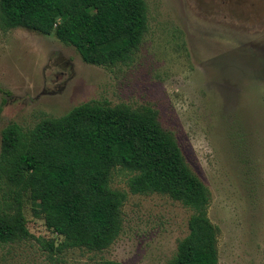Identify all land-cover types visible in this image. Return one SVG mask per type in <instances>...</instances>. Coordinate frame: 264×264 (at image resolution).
<instances>
[{"label": "rangeland", "instance_id": "374dc122", "mask_svg": "<svg viewBox=\"0 0 264 264\" xmlns=\"http://www.w3.org/2000/svg\"><path fill=\"white\" fill-rule=\"evenodd\" d=\"M148 28L127 63H85L53 34L0 26V137L88 101L151 106L210 192L218 264H264V0H145ZM126 192L122 230L106 249L51 251L61 237L23 213L30 235L0 242V264H165L188 233L189 207L167 195ZM7 188L0 185V204ZM3 206V205H2ZM0 206V207H2Z\"/></svg>", "mask_w": 264, "mask_h": 264}, {"label": "trees", "instance_id": "16d2710c", "mask_svg": "<svg viewBox=\"0 0 264 264\" xmlns=\"http://www.w3.org/2000/svg\"><path fill=\"white\" fill-rule=\"evenodd\" d=\"M145 0H0V26L53 34L91 65L127 63L148 28ZM129 173L132 194H162L191 208L188 233L165 264H218V227L208 217L210 192L189 168L173 134L151 106L88 101L32 128L1 130L0 242L27 238L23 213L61 237L52 251L106 249L122 230L125 191L111 186L116 168ZM94 264H121L100 260Z\"/></svg>", "mask_w": 264, "mask_h": 264}]
</instances>
